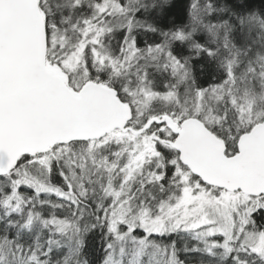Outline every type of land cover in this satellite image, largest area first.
<instances>
[{
    "label": "snow or ice",
    "instance_id": "1",
    "mask_svg": "<svg viewBox=\"0 0 264 264\" xmlns=\"http://www.w3.org/2000/svg\"><path fill=\"white\" fill-rule=\"evenodd\" d=\"M0 264H264V0H0Z\"/></svg>",
    "mask_w": 264,
    "mask_h": 264
}]
</instances>
